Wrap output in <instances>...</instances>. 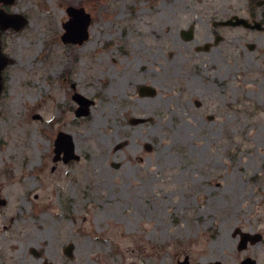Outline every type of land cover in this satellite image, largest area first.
<instances>
[{
    "label": "rangeland",
    "instance_id": "1",
    "mask_svg": "<svg viewBox=\"0 0 264 264\" xmlns=\"http://www.w3.org/2000/svg\"><path fill=\"white\" fill-rule=\"evenodd\" d=\"M67 7L92 17L81 46ZM5 9L27 24L1 36L0 264H264V26H214L262 22L264 0ZM59 133L78 161H53Z\"/></svg>",
    "mask_w": 264,
    "mask_h": 264
},
{
    "label": "water",
    "instance_id": "2",
    "mask_svg": "<svg viewBox=\"0 0 264 264\" xmlns=\"http://www.w3.org/2000/svg\"><path fill=\"white\" fill-rule=\"evenodd\" d=\"M0 3L5 5H11L14 3V0H0ZM69 20L63 25L64 34L61 36V40L65 44H73V45H82L85 41L88 40V28L91 22V17L88 13L85 12L83 8H73L69 7L66 10ZM27 24V20L21 15H9L6 14L2 9H0V36L1 32L7 29H13L15 31L20 30ZM225 25H232L238 26L242 25L247 28L251 29H260V24H255L251 26L246 20H236L235 22L228 21L224 23ZM183 38L185 40L192 39V31L184 32ZM203 50L208 49V45L202 48ZM201 49V50H202ZM12 61L10 58L6 57L1 51V42H0V94L3 89V81H2V71L3 69L11 64ZM147 92V93H146ZM140 96H153L155 94L154 90H150L147 87H141L139 89ZM74 99L78 102L80 108L76 112L77 116H85L88 114V104L79 96H75ZM60 144H64L63 147L59 146ZM55 149H54V162L59 161L60 154L63 153L62 161L67 163L71 160H79V157L74 155L73 146L71 143V138L68 135L63 133H59L55 140ZM4 205V201L0 200V206ZM260 240L259 235H248V234H241V241L238 245V250H243L246 248L247 243L254 244ZM72 249L73 246L69 245L65 248L64 253L68 256H72ZM186 263V260L183 264ZM219 264V263H214ZM241 264H255L254 261L250 259H246Z\"/></svg>",
    "mask_w": 264,
    "mask_h": 264
},
{
    "label": "flooded vegetation",
    "instance_id": "3",
    "mask_svg": "<svg viewBox=\"0 0 264 264\" xmlns=\"http://www.w3.org/2000/svg\"><path fill=\"white\" fill-rule=\"evenodd\" d=\"M262 4H263V2H262ZM230 18H231V17H230ZM263 21H264V19H263ZM263 21H262V22H263ZM262 22H261V23H262ZM139 88H140V87H139ZM139 88H138V91H137V92H138V95H139ZM146 93H147V92H146ZM139 97H140V96H139ZM4 206H5V205H4ZM64 250H65V248H63V253H64ZM31 252H32V251H31ZM32 253L34 254V252H32ZM45 263H46V262H45ZM43 264H44V263H43ZM185 264H189L187 258H186V263H185Z\"/></svg>",
    "mask_w": 264,
    "mask_h": 264
}]
</instances>
